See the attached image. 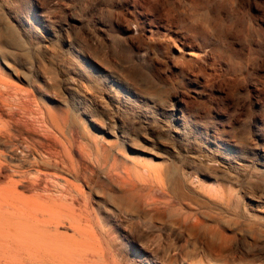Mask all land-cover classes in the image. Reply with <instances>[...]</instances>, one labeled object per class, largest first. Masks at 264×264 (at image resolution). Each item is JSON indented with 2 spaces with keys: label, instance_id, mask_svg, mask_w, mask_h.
<instances>
[{
  "label": "rangeland",
  "instance_id": "obj_1",
  "mask_svg": "<svg viewBox=\"0 0 264 264\" xmlns=\"http://www.w3.org/2000/svg\"><path fill=\"white\" fill-rule=\"evenodd\" d=\"M0 120L7 173L34 170L18 160L28 146H66L84 173L62 176L131 263L188 264L174 263L178 247L204 263L264 264V0H0ZM113 162L150 194L134 200L138 217L96 209L93 187L126 195ZM177 171L199 201L175 195Z\"/></svg>",
  "mask_w": 264,
  "mask_h": 264
},
{
  "label": "bare ground",
  "instance_id": "obj_2",
  "mask_svg": "<svg viewBox=\"0 0 264 264\" xmlns=\"http://www.w3.org/2000/svg\"><path fill=\"white\" fill-rule=\"evenodd\" d=\"M172 116L178 123L174 132L181 136L183 130L187 128L185 117L178 112ZM51 122L57 133L58 131L63 133L60 118L51 115ZM72 128L77 132L79 130L74 124ZM46 144L43 145L42 152L28 146L25 156L18 158L20 164L33 166L32 172L23 171L17 165L12 168V173H7L4 169L5 163L0 159V176L8 179L7 186L2 187L1 191L9 194L0 198V264H136L131 263L129 254L132 256V253L117 238L107 232L98 233L96 229L98 215L92 207L94 205L88 203L79 185L62 176L65 172L80 176L83 172L80 167L82 165L79 166L80 162L76 159L79 162L77 166L78 162H75L73 156L66 153V146L60 150L62 146L59 149L52 143ZM75 150L82 162L83 152L80 148ZM192 159L201 166L215 160L209 155L203 158L197 154H193ZM224 162L228 163L226 160ZM110 167L112 170L110 168L108 170L112 182L124 187L126 195L115 197L110 190L93 187L91 189L96 200V209L113 216L138 217L134 200L136 197L143 199L145 195L150 194L142 195L137 192L138 184L129 172L118 173L115 163ZM143 168L150 171L147 165ZM22 182L28 183L30 189L35 192L32 197H26L19 191L18 185ZM171 182L173 191L179 199L199 201L192 190L188 191V182L183 172L174 173ZM150 190L156 194L155 188ZM18 197H21L19 202ZM243 230L247 234L254 233L249 229ZM178 249L183 252L184 258L177 259L174 263L185 261L188 264H228L204 263L195 259L194 250L178 247L172 250L178 252ZM138 260L140 263L137 264H145L140 258Z\"/></svg>",
  "mask_w": 264,
  "mask_h": 264
}]
</instances>
